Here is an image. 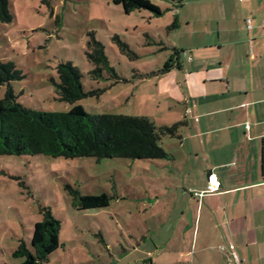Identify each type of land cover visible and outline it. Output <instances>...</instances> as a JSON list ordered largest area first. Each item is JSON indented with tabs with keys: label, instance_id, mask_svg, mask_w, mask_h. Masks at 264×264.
<instances>
[{
	"label": "rangeland",
	"instance_id": "obj_1",
	"mask_svg": "<svg viewBox=\"0 0 264 264\" xmlns=\"http://www.w3.org/2000/svg\"><path fill=\"white\" fill-rule=\"evenodd\" d=\"M149 1L160 17L144 10L126 14L113 0H9L11 21L0 22V62L12 63L20 73L11 83L17 103L53 113L80 105L91 116L147 118L157 128L168 126L173 119L169 92L154 77L175 60L172 44L180 40L172 24L182 8L183 15L193 14L195 0H182V8L169 0ZM91 40L102 45L120 82L106 72L92 79ZM61 63L77 68L83 91L95 94L73 105L59 101L53 83ZM6 91L0 87V99ZM159 144L167 154L180 156L176 137L162 136ZM172 167L166 160L0 156V264L23 261L13 256L21 242L32 252L40 208H48L60 223V247L42 264L148 263L156 251H163L164 262L173 251L166 243L170 219L164 194L175 182L180 185L176 175H167ZM67 187L83 196L104 193L112 199L107 208L78 211Z\"/></svg>",
	"mask_w": 264,
	"mask_h": 264
},
{
	"label": "crops",
	"instance_id": "obj_2",
	"mask_svg": "<svg viewBox=\"0 0 264 264\" xmlns=\"http://www.w3.org/2000/svg\"><path fill=\"white\" fill-rule=\"evenodd\" d=\"M192 5L191 16L185 8L176 16L180 56L154 77L168 89L173 116L160 128L182 133L180 156L166 160L180 182L164 194L173 251L164 262L156 251L148 263L129 264H235L229 247L241 264H264V0Z\"/></svg>",
	"mask_w": 264,
	"mask_h": 264
},
{
	"label": "trees",
	"instance_id": "obj_3",
	"mask_svg": "<svg viewBox=\"0 0 264 264\" xmlns=\"http://www.w3.org/2000/svg\"><path fill=\"white\" fill-rule=\"evenodd\" d=\"M179 8L182 0H169ZM126 14L133 10L150 12L160 17L161 11L149 0H113ZM9 0H0V22L9 23ZM177 27V21L172 28ZM91 52L87 58L93 69V80L102 79L103 73L110 74L115 82L120 79L109 66L102 45L94 40L88 43ZM176 58L181 52L174 53ZM175 60L165 63L156 74H165ZM57 82H54L58 100L70 105L93 96L85 93L77 68L61 63L56 68ZM20 73L12 63L0 62V87L6 86L5 96L0 99V156H47L51 158L79 159H126L157 161L167 160L169 155L161 148L162 136L179 137V125L171 128H157L147 118L116 115L91 116L80 105L67 113L37 112L22 107L11 89V83L20 79ZM73 206L78 211L107 208L112 199L107 194L83 196L77 190L67 187ZM42 221L34 225L30 252L23 242L13 256L21 258L20 264H42L60 247L58 234L60 223L54 219L48 208H40Z\"/></svg>",
	"mask_w": 264,
	"mask_h": 264
},
{
	"label": "built area",
	"instance_id": "obj_4",
	"mask_svg": "<svg viewBox=\"0 0 264 264\" xmlns=\"http://www.w3.org/2000/svg\"><path fill=\"white\" fill-rule=\"evenodd\" d=\"M246 26L247 28H250V20L246 21ZM213 176H210V188L209 191H216L218 189L217 184L212 180ZM221 250H223V248H221ZM229 252H230V256H231V260L235 263V264H241L240 261L237 259L236 255L233 253V248L229 247Z\"/></svg>",
	"mask_w": 264,
	"mask_h": 264
}]
</instances>
